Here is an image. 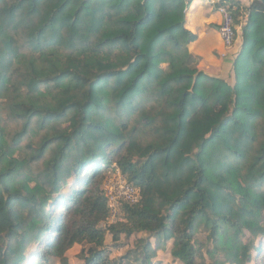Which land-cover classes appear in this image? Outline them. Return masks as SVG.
Here are the masks:
<instances>
[{"label": "trees", "instance_id": "1", "mask_svg": "<svg viewBox=\"0 0 264 264\" xmlns=\"http://www.w3.org/2000/svg\"><path fill=\"white\" fill-rule=\"evenodd\" d=\"M187 6L0 0V264H68L73 244L151 264L169 241L179 264H264V7L216 6L240 26L226 82L197 70ZM112 166L141 198L101 229ZM107 233L154 248L111 259Z\"/></svg>", "mask_w": 264, "mask_h": 264}, {"label": "crops", "instance_id": "2", "mask_svg": "<svg viewBox=\"0 0 264 264\" xmlns=\"http://www.w3.org/2000/svg\"><path fill=\"white\" fill-rule=\"evenodd\" d=\"M236 1L242 3V0ZM216 6L211 4V0H188L184 12L186 29L196 36V40L188 47L189 53L198 59V70L210 76L219 75L222 66H225L223 72L226 73L227 63L229 66L232 62L218 34L221 16Z\"/></svg>", "mask_w": 264, "mask_h": 264}, {"label": "rangeland", "instance_id": "3", "mask_svg": "<svg viewBox=\"0 0 264 264\" xmlns=\"http://www.w3.org/2000/svg\"><path fill=\"white\" fill-rule=\"evenodd\" d=\"M251 1L252 0H242V5L244 7H248L249 6L248 4H251ZM246 5H248V6H246ZM235 27H236V25H235ZM239 35H240V26L239 27L237 26L236 27V41H235L233 47L226 49V48H224V46L222 44L224 51H227V53L230 54V57L232 58V60H233V56H234L236 50H238L237 48H239V44H240V36ZM198 62L199 61L197 59V65H198ZM224 69H225V66H222L221 72L219 73V75H213V76L206 75V74L205 75L207 77H210V78L212 77L215 79H223L226 82L227 81L230 82V76L232 74L231 64H229V66H228V63H227L226 73L223 72ZM197 70H198V67H197ZM201 73L204 74L203 72H201ZM19 157H22V156L20 155ZM111 175H112V173L108 171V173L104 179V182L107 180V178L111 177ZM114 180L117 181L116 176L114 177L113 181ZM69 190H70L69 185H67L66 187H64V189H62V191H64V192L69 191ZM106 225H109V224H103L102 223L100 225V228L106 229ZM248 237H249V235L247 234V232H245L243 240L246 242ZM199 238H201V235L199 236ZM140 240H144V241L148 240L152 247L155 244V239H153V238L149 239L147 237V234H145V233L135 234L129 238H125L123 235H121L117 238L116 241L112 240V237L110 234L107 233L105 235V245L107 247V250H108V253L110 254L111 259H118L120 257L125 256L127 253H129V255H130L131 251L139 252L141 250V247L143 246V244L139 243ZM261 241H264V238ZM259 243H260V240L258 239L256 245L259 246ZM37 247H39V245H37V244L31 245L29 250H28V253L34 252ZM171 249H172V241H169L165 244L162 243L156 252L155 259H153L151 261V264H179L177 261H175L171 257ZM81 250H82L81 246L76 245V244L71 245L67 249L66 254H65L67 263L68 264H83V261H82L81 256H80ZM133 254H135V253H133ZM130 256H133V255H130ZM256 257H257V254H255L254 252H251V258L249 259L248 263H246V264H257L255 262ZM205 259H206L205 260L206 264H209L210 260L207 258V256H205ZM47 264H59V263L57 260L51 259V260H49V262Z\"/></svg>", "mask_w": 264, "mask_h": 264}, {"label": "built area", "instance_id": "4", "mask_svg": "<svg viewBox=\"0 0 264 264\" xmlns=\"http://www.w3.org/2000/svg\"><path fill=\"white\" fill-rule=\"evenodd\" d=\"M219 2L220 0H211L213 5H219ZM217 12L221 16L218 28L220 40L224 48H231L236 41V28L232 13L225 6H218ZM115 176L117 181H113ZM103 191L108 210L107 224L110 225L122 222L123 207L136 205L141 198L139 189L128 183L116 168H114L111 177L104 182Z\"/></svg>", "mask_w": 264, "mask_h": 264}, {"label": "water", "instance_id": "5", "mask_svg": "<svg viewBox=\"0 0 264 264\" xmlns=\"http://www.w3.org/2000/svg\"><path fill=\"white\" fill-rule=\"evenodd\" d=\"M252 1L259 3L261 6L264 7V0H252Z\"/></svg>", "mask_w": 264, "mask_h": 264}]
</instances>
